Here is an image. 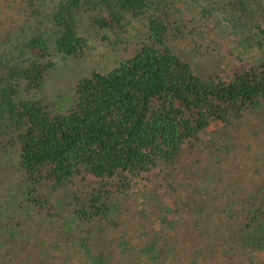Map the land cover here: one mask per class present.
Returning a JSON list of instances; mask_svg holds the SVG:
<instances>
[{
  "label": "trees",
  "instance_id": "16d2710c",
  "mask_svg": "<svg viewBox=\"0 0 264 264\" xmlns=\"http://www.w3.org/2000/svg\"><path fill=\"white\" fill-rule=\"evenodd\" d=\"M176 1L5 3L9 10L19 5V13L33 21L26 16L25 29L18 17V27L4 26L0 34V151L17 152L21 173L20 179L1 184L0 229L25 253L27 248L43 245L44 237L50 231L54 235L56 228L48 226L43 231L40 227L29 238L39 230L44 235L25 242L20 225L24 220L40 226L59 215L64 226L49 246L29 253L33 263L28 258L26 263L11 258L3 242L0 264H61L63 255L73 254L71 247L88 264H238L236 253L240 250L244 255L248 243L264 247V177L241 188L238 173L233 192L225 194L207 180L209 176L192 178L202 158L211 161L210 169L217 162L228 166L229 175L235 167L231 162L234 139L254 138V130L238 131L247 111H254L256 119L264 117V39L260 37L254 45L263 51L254 61L244 59L241 49L239 56L226 50L213 57L211 70H200L202 58H187L175 51L173 39L182 33L197 48L188 37L194 26L184 21L182 28L170 20ZM45 2L50 7L44 12ZM249 2L220 0L230 26H251ZM207 11L203 9L202 14ZM91 26L103 29L107 46L116 55L109 64H95L82 73L69 71V85L61 89L50 79L57 64L53 57L59 56L62 63L72 60L75 71L81 70V59L91 55L92 39L86 32ZM132 28L137 30L130 35ZM184 28L188 29L183 32ZM251 46L249 42L242 45L247 51ZM62 67L68 68L67 64ZM61 99L64 104L59 103ZM206 131L214 135V143L213 136L201 142ZM197 146L204 150L190 166L189 180L170 183V201L149 196L137 203L133 210L140 212L143 221L140 236L126 226L113 245L105 225H116L115 216L121 211L126 219L137 216L124 205L136 184L147 180L156 166L173 165L184 150L196 151ZM211 147L214 150L209 151ZM71 203L73 215L61 214L60 205ZM240 215L242 220L236 224ZM151 217L160 218L157 226ZM73 222L97 224L104 234V247L97 250L86 242L92 237L87 228L79 241L66 245L62 233ZM221 243L225 248L220 249ZM242 264L253 261L248 258Z\"/></svg>",
  "mask_w": 264,
  "mask_h": 264
},
{
  "label": "rangeland",
  "instance_id": "374dc122",
  "mask_svg": "<svg viewBox=\"0 0 264 264\" xmlns=\"http://www.w3.org/2000/svg\"><path fill=\"white\" fill-rule=\"evenodd\" d=\"M8 1L9 0H2L1 2L3 3L2 12H0V28L2 29H0L1 35L3 34L4 26L7 28H15L18 27L17 22L19 23L23 21V24L25 25L24 28L26 29L28 24V22H26L25 20L26 16L28 15L19 13V5L14 10H9L5 7V3H7ZM44 5L42 8L45 12L50 7V3L45 2ZM249 5L253 17L252 22L250 23L251 26L249 25L248 27L237 29V27L234 28L233 26H230V23L226 21V18L229 16L227 14H224V10L226 9L223 8L224 5L220 4V0H211L209 3L201 0H177L175 2V6L177 9H175L174 6L170 20H176L177 24H181L182 28L184 21H187L190 26H194L195 29L188 34V37L192 38V40L196 42L197 48H195L194 44L190 42L182 33L180 37H176L173 39L176 44L174 45L175 51H178L181 55L187 58H192L195 56L202 58L203 62L199 69L203 71H208L213 68L215 62H213L212 59L215 55L220 56L221 51L229 50V52H231L233 55H238V50L241 49L244 55V59L248 61L256 60L255 58H258V56L263 53V51L260 50L259 47L254 45H256L258 41H260V37L264 39V33L255 28L257 27L255 23H258L259 26L264 29V0H250ZM178 7L181 9V12L178 11ZM205 8H208V11L205 15H203L202 11ZM7 14H9V17H6ZM18 17H21V21H19ZM28 17L30 18V21H33V18H31L30 16ZM184 29L185 30L183 32H185L188 28ZM135 30L137 29L132 28L130 30V35H132ZM86 32L87 34H89V38L92 39L90 42L91 47L89 50L91 55L87 56L85 59H81V70L75 71L76 68L73 66L74 62H72V60H68L67 62L62 63L59 56L53 57L57 61V64L55 66L56 69L53 71V73L50 74L51 78H49L55 81L54 84H57L61 89H64L69 85V71H73L74 73H82L88 69H91L95 64L98 66L106 63L109 64L116 55V52L114 53L112 49L107 46L109 44V39L103 37V29L91 26L86 29ZM248 42L252 43L253 46L250 51H247L249 50V48L243 49L242 47L243 44ZM211 52L213 53V55H209ZM66 64L68 68L64 69L62 66ZM84 67L89 68L84 69ZM59 103L64 104V100H59ZM242 116V126L240 127V130L238 132L244 130V134L245 131L250 132L254 130L255 136L254 138H247L244 141H241L237 138L234 139L232 146L236 149V151L233 148L231 149L233 153L231 162L235 164V167H232V172L229 175H226V172H229V167H220L218 162L212 169H210L208 162L211 163V161H207V158H202L200 164H198L192 172V178H196L194 180H199L201 177L204 178L205 176H209L210 178H207V180L210 181L214 187H217L216 190L223 189L224 191L222 194L234 190L235 177L238 173H240V175L237 178H239L240 181L237 184L241 188L250 183L257 184L264 177V117L256 119L255 112L253 111L251 113L250 110ZM212 136L213 138L211 142L214 143L216 141L214 135L209 133V131L204 132V134L201 135V142L205 143ZM186 145L190 148L194 147L193 145L188 143ZM219 148L220 145L216 150H219ZM202 150L204 149L201 146H197L196 151L184 150L180 154V158L173 165L166 166L165 164H162L156 166L148 174L147 180H141L136 184L124 205L129 206L130 214H137V216L126 219L124 218L126 213H124V211H121L119 213L120 215L117 218L115 216V220L117 222L116 225L109 226L107 223L105 225V229L108 230L109 233L113 236V245H116L115 241L120 237L121 234L125 232L124 228L126 226L132 228V232L140 236L139 229L141 227L139 226V224L141 222L143 223V221H141L142 219H139L140 212L134 211L136 210L134 209L135 205L137 203L138 205L141 204V200L146 199L145 197L149 196H153L155 198H160L162 196L164 201H170V198L168 197L169 195L167 193L171 188L170 183L174 184L176 181L183 182L184 180H189L187 176L190 172V166L195 165L197 157H200L201 155V153L199 152H201ZM210 150H214V148L211 147L209 151ZM225 156H228L227 152ZM17 165L18 158L17 152L15 150H7L6 153L0 151V190L2 187V182L4 183V185H9L10 182L16 181V179L21 178V173ZM214 170L216 176L214 175L212 177L211 174H213ZM170 171L171 173L169 174ZM229 176L230 178L228 181L227 178ZM1 193L0 198L4 199ZM132 196H134L133 199ZM241 197H244V195H242ZM152 201L154 200L146 201V204H151ZM73 206L74 203L64 206L60 205V213L67 216L73 215ZM166 211L164 210L162 213H166ZM11 212L12 210H9V213ZM158 216L160 217L161 215L159 214ZM50 217L52 219L51 222L41 223L40 226H37L36 223L32 222L31 219L24 220L23 223L20 224L23 227L22 231L25 233L23 235L24 241H32L44 235L39 230L37 236H35L33 239L29 238V235H34L37 232V229L40 227H42L43 231H46L48 229V226H54L56 228L52 229L54 230V235H61L58 233V229L64 226V217L59 215H52ZM159 219L160 218L154 217L152 219V225L157 226V224L159 223ZM241 220L242 215H240L239 220H237V222L235 223L237 224ZM147 221L149 222V218ZM4 222L5 221H3V223ZM71 224L72 225H69V228H67L66 231L62 233V235L66 237V245L71 247V243L73 240L79 241L80 236L86 234L85 231L87 228L92 233V237L88 240L89 242L87 240L86 242L97 250L104 247L106 243L104 238L102 237L104 234L97 224L92 222L89 224L87 222L82 224L73 222ZM54 235H52L50 231L48 235L44 237L45 243L43 245L36 244L35 246L29 248V250L27 248L26 252L23 253L20 244L8 240L6 233H3V231L0 229V250L4 242V246H6V248L11 251V258H16L17 260L21 258L26 263L29 253L32 252L33 255L35 251L40 250L43 246H49L54 238ZM233 237H235V240L237 239V236H235L234 234L232 235V238ZM259 239L261 238L259 237ZM235 244L236 242H234V246ZM223 248H225V243L220 244V249ZM245 250L246 252L244 255L240 250L236 253L237 261L239 260L238 264H242L243 262L248 261V258H251L253 264H264V260H260L257 258V256H259L260 258H264V247H257V245L254 246L251 243H248ZM71 252H73V254H71L72 256L63 255L61 264H88V259H85V256L81 252H77L76 250L74 251V248L72 247ZM28 260L29 262L33 263V260L31 258H28ZM6 264L12 263L10 261H7ZM16 264H20V261H18Z\"/></svg>",
  "mask_w": 264,
  "mask_h": 264
}]
</instances>
